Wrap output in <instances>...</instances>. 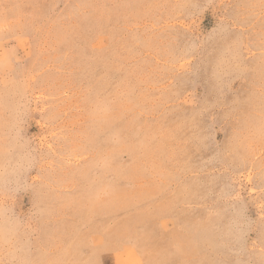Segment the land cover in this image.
<instances>
[{"label": "rangeland", "instance_id": "obj_1", "mask_svg": "<svg viewBox=\"0 0 264 264\" xmlns=\"http://www.w3.org/2000/svg\"><path fill=\"white\" fill-rule=\"evenodd\" d=\"M0 264H264V0H0Z\"/></svg>", "mask_w": 264, "mask_h": 264}]
</instances>
